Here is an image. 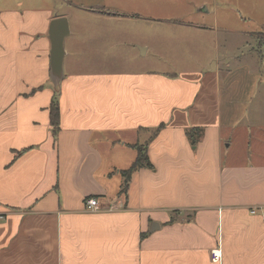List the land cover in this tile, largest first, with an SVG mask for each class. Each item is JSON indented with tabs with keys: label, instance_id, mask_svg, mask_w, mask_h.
<instances>
[{
	"label": "crops",
	"instance_id": "crops-1",
	"mask_svg": "<svg viewBox=\"0 0 264 264\" xmlns=\"http://www.w3.org/2000/svg\"><path fill=\"white\" fill-rule=\"evenodd\" d=\"M70 2L0 0V264H264V50L241 34L248 62L221 70L211 36L178 33L210 29L192 0H137L138 12ZM58 18L69 35L55 87ZM87 21L177 32L132 41L118 63L111 46L81 39ZM135 144L153 169L121 195ZM92 198L103 210L84 208Z\"/></svg>",
	"mask_w": 264,
	"mask_h": 264
},
{
	"label": "rangeland",
	"instance_id": "rangeland-1",
	"mask_svg": "<svg viewBox=\"0 0 264 264\" xmlns=\"http://www.w3.org/2000/svg\"><path fill=\"white\" fill-rule=\"evenodd\" d=\"M71 5L80 8L102 9V7L110 8L109 6L117 5L127 11H135L140 8V3L137 0H70ZM161 2V0H159ZM165 7L172 5V0H165ZM180 4L186 6L190 0H180ZM198 2L199 6H203L209 13L205 16V20L197 19L195 22L204 24L209 27V31L201 32L196 29H178V33L187 32L191 35H206L211 36L212 40V54L215 58L213 63L224 69L225 63L229 62L231 68H235L239 61H247L245 59L244 50L245 43L241 34L250 35V45L254 47L260 46L264 50V0H192ZM24 2V1H22ZM175 2V0H173ZM49 5V3H45ZM31 4L24 2V8L39 7L38 4ZM61 5L60 1L55 3V8ZM208 7H207V6ZM167 10V9H164ZM190 9H185L188 13ZM138 12V11H135ZM170 12L169 8L168 11ZM165 13V12H162ZM167 16H170V13ZM206 15V14H205ZM140 26L125 22L119 25L100 24L95 22H83L81 29L78 32L84 43H88L90 39L94 42H99L107 46H111L107 53L109 57H115L122 63V60H128L131 49L129 44L132 41L139 40L141 37H162L173 36L174 31L172 27L150 26L144 22H139ZM144 25V26H143ZM142 26V27H141ZM189 35V36H191ZM154 38H148L153 40ZM216 41V46L214 45ZM109 57H105L106 62H110ZM241 57V58H239ZM103 60V61H104ZM250 64H253L252 62ZM107 67V66H105ZM101 68L102 70L105 68ZM253 67V66H252Z\"/></svg>",
	"mask_w": 264,
	"mask_h": 264
},
{
	"label": "water",
	"instance_id": "water-1",
	"mask_svg": "<svg viewBox=\"0 0 264 264\" xmlns=\"http://www.w3.org/2000/svg\"><path fill=\"white\" fill-rule=\"evenodd\" d=\"M69 35L67 21L63 18L51 21L48 27V39L51 46L50 61V79L52 84L57 87L61 81L64 52V39Z\"/></svg>",
	"mask_w": 264,
	"mask_h": 264
},
{
	"label": "trees",
	"instance_id": "trees-1",
	"mask_svg": "<svg viewBox=\"0 0 264 264\" xmlns=\"http://www.w3.org/2000/svg\"><path fill=\"white\" fill-rule=\"evenodd\" d=\"M50 109H49V120H50V125L52 128V134L54 135V137L56 136V132L59 128V108L57 105V97L56 95L54 96V98L51 101L50 104ZM193 130L187 132V138L190 141V144L194 146L196 139H194L192 136L193 134ZM133 150H136V157L134 160V163L127 169V170H123L121 171L120 175L123 177V183L121 184L120 187V194H126V190L128 188V184L129 181L131 179V175L132 173L136 172V170L138 169H147V170H151L153 169V166L151 164L150 161H148L147 158V154H146V147L142 146V145H133L131 146Z\"/></svg>",
	"mask_w": 264,
	"mask_h": 264
},
{
	"label": "built area",
	"instance_id": "built-area-1",
	"mask_svg": "<svg viewBox=\"0 0 264 264\" xmlns=\"http://www.w3.org/2000/svg\"><path fill=\"white\" fill-rule=\"evenodd\" d=\"M84 208L87 210V211H101L103 210L100 203L98 202L97 199L95 198H92V199H89L85 202V206ZM251 214H253V212H251ZM264 219V217H262ZM221 258V252L219 249H214L212 250L211 252V260L212 262H219Z\"/></svg>",
	"mask_w": 264,
	"mask_h": 264
}]
</instances>
